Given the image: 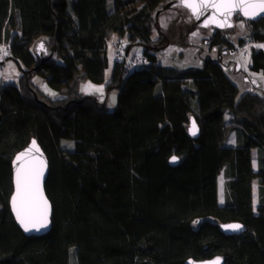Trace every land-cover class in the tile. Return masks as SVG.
<instances>
[{
  "label": "trees",
  "instance_id": "trees-1",
  "mask_svg": "<svg viewBox=\"0 0 264 264\" xmlns=\"http://www.w3.org/2000/svg\"><path fill=\"white\" fill-rule=\"evenodd\" d=\"M171 1L114 0L109 10L108 0H0V43L11 47L0 65L12 62L20 73L15 83L0 81V264H185L216 257L264 264V93L239 97L224 64L245 45L264 43V18L236 16L233 28L218 30L197 27L187 9L176 7L157 19ZM163 15H171L182 39L208 32L200 40L212 55L201 58V68L158 64L169 47ZM114 36L126 38L120 44L127 55L140 50L150 64L128 71L125 59L113 62L105 90L117 91L118 102L110 112L83 96L80 85L105 82ZM40 41L55 51L53 61L37 57ZM248 69L264 75V50L250 48ZM35 76L61 97L48 98ZM191 119L197 137L189 132ZM231 133L236 142L227 146ZM34 138L49 159L45 188L53 206L51 231L40 237L26 236L10 208L13 158ZM232 222L245 232L223 233L221 226Z\"/></svg>",
  "mask_w": 264,
  "mask_h": 264
},
{
  "label": "rangeland",
  "instance_id": "rangeland-1",
  "mask_svg": "<svg viewBox=\"0 0 264 264\" xmlns=\"http://www.w3.org/2000/svg\"><path fill=\"white\" fill-rule=\"evenodd\" d=\"M113 4L114 0H108L109 10L113 9ZM170 16L163 15L160 19L162 27L165 28L166 31H168L167 38L169 47L163 55L158 56V64L181 70L189 68H201V58L211 54L209 52L211 50H208L206 46L201 43L200 40V38L208 35V32L201 29H197L193 33H188V35L184 39H182L174 20ZM240 25L241 24H239V29L243 28L240 27ZM238 30L236 32V36L239 34ZM156 36L157 34L154 33L153 37ZM125 40L126 38H119L118 36H114L112 38L109 47L111 64L115 61L116 54L118 53V51L123 49L120 43H124ZM250 48L251 45L247 44L242 47L235 55L226 56L224 58V64L226 65L227 75L233 81V83L238 86L239 97L242 96L244 93L250 91L264 93V75L262 73H253L248 69V63L250 62ZM140 53H142L140 50H134L133 52H131V54L133 55ZM245 53H248V55L246 56ZM9 71H11L12 73V70ZM110 73L111 72L109 70V77ZM11 78L12 77H10V79ZM33 82L40 89V91L44 93L48 98L57 99L61 97V95L57 91L51 89L46 84V82L41 76H35ZM87 85H91L92 88L85 91L84 89ZM96 89H101L102 91H96ZM80 93L83 96L95 97L99 102L106 104L107 110L110 112H113L117 107V91L107 92L105 90V87L97 86L91 82H84L80 85ZM254 159H256V154H254ZM219 184L221 202L224 203L225 182L223 175H221L219 178ZM257 190L258 183L255 181L254 196L256 213L258 203ZM72 260V262H74V258H72Z\"/></svg>",
  "mask_w": 264,
  "mask_h": 264
},
{
  "label": "snow or ice",
  "instance_id": "snow-or-ice-1",
  "mask_svg": "<svg viewBox=\"0 0 264 264\" xmlns=\"http://www.w3.org/2000/svg\"><path fill=\"white\" fill-rule=\"evenodd\" d=\"M181 4L188 8L196 19L204 16L205 27L209 24H215L217 27H232L230 20L237 11L244 17H255L259 13H264V0H181ZM209 9L214 10L210 19L206 15ZM240 27H243V23ZM261 47H264V45ZM38 49L44 50L43 43L38 46ZM0 52L7 55L5 49H0ZM90 88L92 86L87 85L84 90L87 91ZM96 91L102 90L96 89ZM192 134H196L195 122L192 125ZM33 149L39 152L35 141L32 142V147L16 157V161L19 162L25 157L31 156ZM34 159H39V157H34ZM176 159V157H172L173 161ZM43 163L40 160V164L43 165ZM42 171V167H25L24 164H19L16 168L15 195L12 197V207L17 220L26 232L33 229L39 231L41 227H45L48 223V203L43 198L40 189ZM240 227V225L234 224L226 226V229L235 231L239 230Z\"/></svg>",
  "mask_w": 264,
  "mask_h": 264
},
{
  "label": "water",
  "instance_id": "water-1",
  "mask_svg": "<svg viewBox=\"0 0 264 264\" xmlns=\"http://www.w3.org/2000/svg\"><path fill=\"white\" fill-rule=\"evenodd\" d=\"M176 7H182L185 8L189 11V13L192 15L195 25L197 27H202V28H214V29H218V30H227V29H231L234 26V17L236 16H240L242 18L248 19L249 21H256L259 20L261 18H264V13H259L257 14L255 17H244L243 15H241L238 11L236 13H234L231 17L230 23L232 24V27H217L215 24H209L207 27L204 26L205 23V17L201 16L200 19H196L195 16H193V14L191 13V11L182 6L181 4V0H173L171 2H169L166 7L160 11H158L156 17L157 19H159L160 14L164 11V10H169V9H173ZM214 10L209 9L206 13V15L209 17V19L211 18L212 14H213ZM43 43L44 45V50H39L38 46ZM35 53L37 55V57L41 60L42 63L45 62H49V61H53L56 58V53L55 51L51 50L43 41H40L36 44L35 46ZM194 119H191V124L189 126V132L193 137H197L198 136V126L195 123L196 126V134L193 135L192 134V125H193ZM35 141L36 142V147L39 149V152H36L35 149H33L31 156L25 157L23 160L17 162L16 161V157L23 152H26L30 147H32V142ZM34 157H39V159H34ZM177 158V157H176ZM40 160H42L44 163L43 165L40 164ZM179 163V158H177L175 161H173L172 159L170 160V164L171 166H177ZM19 164H24L25 167H42L43 171H42V175L40 176V189L42 191L43 194V198L47 200L48 203V223L45 227H41L39 231H36L35 229H33L32 231H25L24 228L22 227V225L19 223V221L16 218V213L13 210L12 207V197L15 195V173H16V168L19 166ZM12 172H13V186H14V190L13 193L11 195L10 198V208H11V212L12 215L18 225V227L22 230V232L26 235V236H35V237H40V236H45L47 235L52 228V214H53V206L52 203L50 201V199L47 196L46 193V182L50 173V163H49V159L46 155V153L44 152V150L42 149L41 145L39 144V142L37 141V139H32L31 142L29 143V145L27 147H25L23 150H21L20 152H18L12 161ZM234 224H238L240 225V229L239 230H231V229H226V226L228 225H234ZM221 230L223 233H225L226 235L229 236H234V235H242L245 232V226L239 222H232V223H227V224H223L221 226ZM225 264V260L222 257H216L214 259H209V260H194V259H188L186 261L185 264Z\"/></svg>",
  "mask_w": 264,
  "mask_h": 264
},
{
  "label": "crops",
  "instance_id": "crops-1",
  "mask_svg": "<svg viewBox=\"0 0 264 264\" xmlns=\"http://www.w3.org/2000/svg\"><path fill=\"white\" fill-rule=\"evenodd\" d=\"M250 45H251V47L260 48V49L264 50V47H261L262 45H264V43H252ZM113 65H114V63L111 64V61H110V67L111 68L109 67V69L106 72L105 82L102 83V84H99L97 86L105 87L106 84L110 81L111 76H112V71H113ZM9 70H12V73ZM109 70L111 72L110 73V77L108 76V71ZM10 77H12V78L10 79ZM19 77H20V73H19L17 67L12 62H5L4 64H1L0 65V81H6V80H8L9 83H15V82L18 81ZM226 119L228 121L230 119V115H227L226 116ZM235 142H236L235 141V134L234 133H231L229 135V138H228L226 144H227V146H234L235 145ZM254 154H256V159H254ZM252 158H253V168H254V171L257 172V170H258V161H257V150L256 149H253V151H252ZM255 181L257 182V180H255ZM224 182H225V180H224ZM257 194H258V190H257ZM218 197H219V204L220 205H224L225 202L222 203L221 202V198H220V184L218 185ZM253 200H254V212H255L254 184H253ZM257 207H258V203H257ZM255 214H257V213L255 212Z\"/></svg>",
  "mask_w": 264,
  "mask_h": 264
},
{
  "label": "built area",
  "instance_id": "built-area-1",
  "mask_svg": "<svg viewBox=\"0 0 264 264\" xmlns=\"http://www.w3.org/2000/svg\"><path fill=\"white\" fill-rule=\"evenodd\" d=\"M0 49H5L7 51V55H4L3 52H0V60L4 61L6 58L9 57L11 53V47L8 43L1 42ZM245 55L247 56L248 53H245ZM117 59L126 60V65H127L126 67L128 71L134 70V69H142V68L147 67L150 64L149 58L145 56L143 53L136 54V55H133V54L127 55L123 49L119 50L118 53L116 54L115 60ZM2 82L9 83L8 80L2 81Z\"/></svg>",
  "mask_w": 264,
  "mask_h": 264
}]
</instances>
